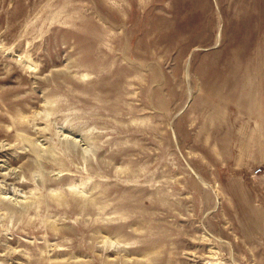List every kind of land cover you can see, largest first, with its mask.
<instances>
[{"label":"rangeland","instance_id":"374dc122","mask_svg":"<svg viewBox=\"0 0 264 264\" xmlns=\"http://www.w3.org/2000/svg\"><path fill=\"white\" fill-rule=\"evenodd\" d=\"M0 264H264V0H0Z\"/></svg>","mask_w":264,"mask_h":264}]
</instances>
